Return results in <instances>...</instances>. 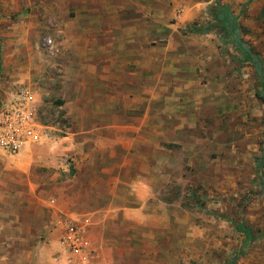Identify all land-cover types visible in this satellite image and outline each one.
<instances>
[{"label":"rangeland","instance_id":"374dc122","mask_svg":"<svg viewBox=\"0 0 264 264\" xmlns=\"http://www.w3.org/2000/svg\"><path fill=\"white\" fill-rule=\"evenodd\" d=\"M87 44L112 47V75L71 48ZM141 57L172 76L155 100L119 95ZM22 86L38 96L46 135L28 150L31 182L18 185L35 190L30 222L103 225L95 264H264V0H0V100ZM111 110L130 130L91 131ZM158 110L183 116L185 131L162 134L150 154L159 179L144 184L143 204L118 207L137 173L131 124ZM123 156L135 165L105 166Z\"/></svg>","mask_w":264,"mask_h":264},{"label":"crops","instance_id":"0c3cea01","mask_svg":"<svg viewBox=\"0 0 264 264\" xmlns=\"http://www.w3.org/2000/svg\"><path fill=\"white\" fill-rule=\"evenodd\" d=\"M88 3L90 4V2ZM93 3L94 1H92V6ZM86 31H88L86 27L80 28L78 32H75V34L79 37H85ZM71 48L80 54H78V56H81V59L86 58L87 61H90L92 56L95 54L96 59L93 58L95 59L94 66H97V68L99 67L102 71H104V74L101 76L107 78L109 75H112L109 74L110 72L108 71V65H111V59L114 55L113 52H115L112 50V47L109 46L108 48L105 45L96 44L89 46L87 44L86 46L74 45ZM114 57L116 58L115 55ZM119 59V62L122 64L119 65L120 68H126L127 62H125L124 59ZM152 59L156 60L154 57H152ZM165 69L166 67H161L157 62L152 61L149 63L144 60V57H141V59L136 62L135 87H133L132 84H125L122 80H120L119 85L122 82L123 86H119V95H121V90H123L125 95L124 98L130 93L136 96L135 98L137 101L146 99L155 100V98L161 95L160 86L170 85V79L172 76L170 77L169 73L165 72ZM131 74L134 75V72ZM116 75L119 79H121L123 76H126V73H123V76L121 73H117ZM5 92V89L2 93L0 91V96L2 97ZM32 96L34 106L36 105L37 107L40 104V101L34 89ZM108 98L112 101L111 97ZM116 113L117 112H113L112 110L110 113L107 112L104 116V125L102 126L99 124V127L101 128L98 129L97 126L94 125L90 130L94 132L98 131L110 133L115 131L118 127H120L121 133L122 130L123 132L130 130L129 126H126L129 129H125L121 127L123 125H117L119 120L124 122V118L118 117V114ZM121 115H123L122 112ZM176 118L177 117L172 118V116L166 112L161 113L159 111L152 112L151 114L145 112V115L136 119L135 124H131L136 126L134 127L138 136L136 143V149L138 150L136 155L137 173L135 177L126 179L117 195H114L113 203L116 204V206L136 207L143 204L140 199L143 200L144 197H147V189L143 188L144 184L147 182H155L159 179L156 176L158 172L157 167H151V165L156 164L158 161L156 159L153 160V156L151 155L155 153L157 156L160 148L163 146L161 135L172 132L173 129H175L178 134L184 133L185 131L184 117L179 116V120H176ZM38 133L41 135L42 139L46 136L43 135L42 130L40 129H38ZM112 138V136H108V139L112 140ZM31 143L35 142L24 144L20 151L14 154L20 155L17 158L2 156V154L7 153L0 149V264H3L6 260L7 264L8 261L10 264H74L67 258L66 252L60 243L61 221L40 224L34 222L33 220L30 222L32 216L26 215L27 210L31 205V202L28 201L26 197H30L31 194H34L35 190H26L25 193L18 185L26 180L31 182V173H29V170L32 166L31 161L34 159L28 156V150L35 149L37 147L34 144L30 145ZM165 146L166 144L164 147ZM105 147H108L110 150L108 151L111 153V151L116 150L117 143L114 145L108 141ZM65 148L68 149L69 147L65 146ZM63 150L60 149V151ZM128 150L129 147L125 145L122 153L126 156ZM48 155L49 156L46 157L50 158V160L48 161L45 159V161L47 162V165H51L54 163V158H51L52 156H50V154ZM125 156L120 157L118 162H115L117 161L116 158L109 163L105 161V166H107L106 164H110L109 166H111L112 163L113 165L120 164L121 166L128 164L135 165L132 158H125ZM150 156L152 160L149 159ZM98 159L101 158H95L93 163L97 162ZM108 171H110L109 167ZM17 176L19 177L18 180L16 179ZM21 177H23V179H21ZM98 180L102 181L103 179L99 177ZM117 188L119 189V187H116V189ZM35 196L40 197V194H36ZM98 196H100V194H98ZM109 197H111V195ZM101 206L102 205H97L93 210H104L103 208H100ZM134 209L135 208H132L128 211L132 212ZM134 213L139 212L135 211ZM141 213L143 212L141 211ZM101 224H103V222ZM81 228L84 237L91 244V258L94 262L92 240L96 246L102 244L106 235L105 228L103 225L97 226L94 224H83ZM10 247L11 249L9 252L8 248Z\"/></svg>","mask_w":264,"mask_h":264},{"label":"built area","instance_id":"2783aa9c","mask_svg":"<svg viewBox=\"0 0 264 264\" xmlns=\"http://www.w3.org/2000/svg\"><path fill=\"white\" fill-rule=\"evenodd\" d=\"M36 110L32 92L24 86L17 90L12 99L0 100L1 150L13 155L24 144L40 141ZM60 228V243L67 258L74 264H95L91 258V244L84 237L81 226L66 219L60 222Z\"/></svg>","mask_w":264,"mask_h":264},{"label":"trees","instance_id":"16d2710c","mask_svg":"<svg viewBox=\"0 0 264 264\" xmlns=\"http://www.w3.org/2000/svg\"><path fill=\"white\" fill-rule=\"evenodd\" d=\"M191 28H193V27H191Z\"/></svg>","mask_w":264,"mask_h":264}]
</instances>
